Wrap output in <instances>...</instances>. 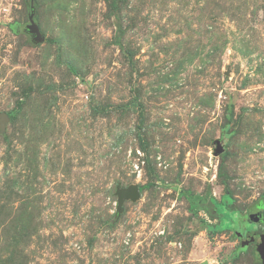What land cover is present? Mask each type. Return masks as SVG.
<instances>
[{
	"label": "rangeland",
	"instance_id": "rangeland-1",
	"mask_svg": "<svg viewBox=\"0 0 264 264\" xmlns=\"http://www.w3.org/2000/svg\"><path fill=\"white\" fill-rule=\"evenodd\" d=\"M34 5L38 44L0 0V264H262L264 0Z\"/></svg>",
	"mask_w": 264,
	"mask_h": 264
},
{
	"label": "water",
	"instance_id": "water-1",
	"mask_svg": "<svg viewBox=\"0 0 264 264\" xmlns=\"http://www.w3.org/2000/svg\"><path fill=\"white\" fill-rule=\"evenodd\" d=\"M35 5H34V0H31V11L29 14V23L25 26V31L28 32L31 35V39L34 43H42L45 41L46 36L44 33H42L40 26L35 20ZM8 119L7 114H2L1 115V121H0V128L3 130L5 127V121ZM225 148L220 142H218V146L216 149L217 154H221L224 152ZM118 196V211L121 212L123 210V203L126 199L130 200H137L140 198L141 190L140 186L137 184H131L126 188H118L116 192ZM259 220V214L258 212L254 213L253 221H258ZM249 239H246L242 245H248L250 244ZM256 244V250L260 255L262 264H264V232L258 236V239L255 242ZM205 264H208L207 262Z\"/></svg>",
	"mask_w": 264,
	"mask_h": 264
},
{
	"label": "trees",
	"instance_id": "trees-1",
	"mask_svg": "<svg viewBox=\"0 0 264 264\" xmlns=\"http://www.w3.org/2000/svg\"><path fill=\"white\" fill-rule=\"evenodd\" d=\"M223 173L222 166H220L219 174L221 175ZM150 186V184H145L140 186V190H143L144 188ZM226 189V195L223 197V199L218 202L217 200L213 201V207L215 210V213L218 215L220 222L217 225L210 226V231L215 232L216 230H223L230 227H237V224L239 222L238 217L235 216L236 210L231 209V205L233 203V198L231 197L230 193L228 192V187H225ZM248 230L253 229V226H249L247 228Z\"/></svg>",
	"mask_w": 264,
	"mask_h": 264
}]
</instances>
